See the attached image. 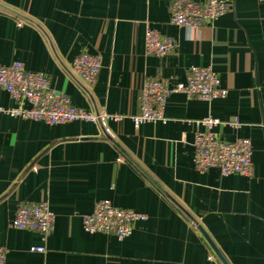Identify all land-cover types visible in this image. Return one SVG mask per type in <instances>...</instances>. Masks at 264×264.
I'll list each match as a JSON object with an SVG mask.
<instances>
[{
  "label": "crops",
  "instance_id": "crops-1",
  "mask_svg": "<svg viewBox=\"0 0 264 264\" xmlns=\"http://www.w3.org/2000/svg\"><path fill=\"white\" fill-rule=\"evenodd\" d=\"M174 1L0 0V67L23 62L75 107L104 117L50 125L11 116L5 111L18 103L0 89L5 264H223L187 214L227 264H264V0H224V15L191 30L169 22ZM148 28L177 48L147 56ZM83 52L103 65L90 95L68 72ZM192 67L212 68L227 97L174 94L166 121L136 128L142 85L184 83ZM205 117L238 118L240 129L216 130L226 141H251L253 177L195 170L196 123ZM102 200L147 220L123 241L87 233L82 218ZM39 204L56 216L47 237L11 226L20 207ZM40 246L46 253L31 251Z\"/></svg>",
  "mask_w": 264,
  "mask_h": 264
},
{
  "label": "built area",
  "instance_id": "built-area-1",
  "mask_svg": "<svg viewBox=\"0 0 264 264\" xmlns=\"http://www.w3.org/2000/svg\"><path fill=\"white\" fill-rule=\"evenodd\" d=\"M229 8L230 4L224 0H206L202 3L197 0H175L170 7L169 22L188 30L197 29L204 24L214 23ZM176 48L177 44L173 39L164 37L156 29H147V56L163 58ZM102 68L99 55L83 52L73 61L69 71L72 79H76L89 92ZM0 89L5 90L18 103L16 108L5 111L11 116L43 121L50 125L76 121L96 123L104 120L102 115L75 107L66 95L52 89L45 74L29 71L20 61L0 67ZM174 94L211 102L225 99L228 90L221 87L218 74L210 67H192L188 71L186 81L174 86L164 80L149 79L140 89L141 112L133 118L135 127L138 128L144 123L166 121L168 101ZM24 103L29 105L28 109L24 108ZM196 124L193 163L197 172L207 173L210 169H217L224 177L254 176L251 141L244 138L226 141L216 130L222 124L235 130L240 129L242 125L238 118L223 122L213 117H205ZM55 219V214L47 204L23 206L16 211L11 226L15 229L39 232L47 237L53 229ZM146 220L147 216L144 214L118 208L110 201L102 200L96 204L91 214L82 218V224L87 233L113 235L123 241L131 236L137 222ZM31 251L46 253V248L34 247ZM6 253L7 251L0 247V264H5Z\"/></svg>",
  "mask_w": 264,
  "mask_h": 264
},
{
  "label": "water",
  "instance_id": "water-1",
  "mask_svg": "<svg viewBox=\"0 0 264 264\" xmlns=\"http://www.w3.org/2000/svg\"><path fill=\"white\" fill-rule=\"evenodd\" d=\"M4 8V7H3ZM6 9V8H4ZM8 10V9H6ZM30 22H33L29 19ZM69 74H70V71L68 70ZM76 80V79H74ZM76 82L78 83L79 87L81 89H83L87 95H90V92H88L83 85H81L77 80ZM187 214V213H186ZM187 216L191 219V221L193 222V224L198 228V230L202 233V235L204 236V238L208 241V243L210 244V246L213 248V250L216 252V254L218 255V257L220 258V260L222 261L223 264H227L226 261L223 259V257L221 256V254L219 253V251L217 250V248L215 247V245L213 244V242L211 241V239L209 238V236L205 233V231L203 230V228L193 219V217L189 216L187 214Z\"/></svg>",
  "mask_w": 264,
  "mask_h": 264
}]
</instances>
